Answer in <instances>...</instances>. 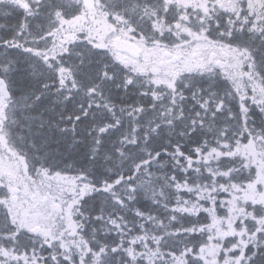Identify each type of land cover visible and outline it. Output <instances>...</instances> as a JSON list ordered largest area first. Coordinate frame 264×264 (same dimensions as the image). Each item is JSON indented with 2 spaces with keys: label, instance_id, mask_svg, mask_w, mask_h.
Masks as SVG:
<instances>
[{
  "label": "snow or ice",
  "instance_id": "obj_1",
  "mask_svg": "<svg viewBox=\"0 0 264 264\" xmlns=\"http://www.w3.org/2000/svg\"><path fill=\"white\" fill-rule=\"evenodd\" d=\"M0 264H264V0H0Z\"/></svg>",
  "mask_w": 264,
  "mask_h": 264
}]
</instances>
